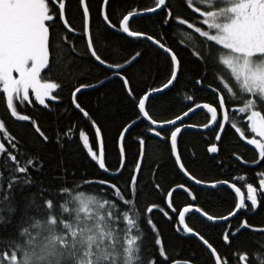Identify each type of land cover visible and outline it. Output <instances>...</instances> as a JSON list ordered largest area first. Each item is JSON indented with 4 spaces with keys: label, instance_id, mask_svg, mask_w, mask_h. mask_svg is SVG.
<instances>
[{
    "label": "snow or ice",
    "instance_id": "1",
    "mask_svg": "<svg viewBox=\"0 0 264 264\" xmlns=\"http://www.w3.org/2000/svg\"><path fill=\"white\" fill-rule=\"evenodd\" d=\"M70 4L0 0V264H199L195 252L173 255L155 219L161 214L179 238L197 241L208 264H264V226L250 220L264 213V0H179L178 6L153 0L122 9L99 0L95 19L91 0H77L75 14ZM152 14L162 17L159 31L133 27ZM173 29L181 38L169 42L167 30ZM149 50L163 57L162 82L142 87L153 74ZM187 64L198 65L199 75L186 73ZM114 81L131 107L114 141L115 167L107 163L104 126L82 100ZM173 90L182 94L180 111L158 118L152 102ZM201 93L211 99L202 100ZM53 110L69 121L57 128L56 146L78 142L97 168L95 177L77 180L71 173L69 179L61 164L52 183L40 178V152L52 140L40 116ZM198 110L205 122H189ZM9 123L26 131L14 133ZM136 128L137 158L129 168L126 138ZM188 130L204 137V157L233 174L203 178L193 171L189 165L200 153L193 146L185 160L179 145ZM229 133L234 148L251 146L253 152L248 159L233 150L231 169L221 155ZM153 145L190 183L162 187V165L149 154ZM144 166L152 169L150 179ZM245 167L257 169L255 177ZM193 186L223 193L225 203L231 190L226 213L192 202L175 208L177 189L197 201ZM149 188L166 203L145 200ZM192 217L221 227L219 244L190 226ZM245 234L248 245L236 246Z\"/></svg>",
    "mask_w": 264,
    "mask_h": 264
},
{
    "label": "trees",
    "instance_id": "2",
    "mask_svg": "<svg viewBox=\"0 0 264 264\" xmlns=\"http://www.w3.org/2000/svg\"><path fill=\"white\" fill-rule=\"evenodd\" d=\"M98 3L99 0H91V10L94 19L96 17ZM152 3L153 0H112V7L114 9H122L130 5L133 7H142L144 5H151ZM171 3L174 6H178L179 0H171ZM76 9L77 0H71L70 12L75 14ZM161 18L162 17L156 16L155 14L144 16L138 19L133 27L149 32L159 31L160 26L158 21ZM167 37L169 42H171L173 39L179 40L181 38L179 33L175 32L174 29L167 30ZM110 38L113 41L119 40V37L114 35ZM181 55H184V53H182ZM146 56L148 58H151L152 60L153 74L152 77L148 78L141 86L146 87L148 85H153L154 81L155 86H158V84L162 82L158 69L162 68L164 65L163 57H160L154 50H149L146 53ZM185 70L186 73L191 74V76L193 77L199 75L201 71L200 67L196 64L185 65ZM132 71L136 72L137 69H132ZM67 95V92H65V100L63 101L64 104H67ZM200 97L202 100L211 99L208 93H201ZM178 99H182V94L180 97H177L175 94V90H173V92H170L166 96L159 97L152 102L153 114H155L158 118H163L166 116L170 117L173 112H179L180 108L177 104ZM82 100L85 104L93 109L96 117L104 126L106 132L105 142L107 147V163L113 167L117 166L118 156L117 149L114 146V141L120 125L131 114V107L124 99L120 83L118 81L109 83L105 87L100 88L98 91H92L88 95L82 97ZM2 111L3 108L0 107V113H2ZM59 111L62 113L63 109H60ZM40 121L43 127L47 130V134L52 138L51 142L40 152L41 158L44 161V171L41 174L40 178L43 179L45 183L53 182V177L56 175L58 166L61 164L69 169V179H71V173H75V177L77 180H79L82 175L91 178L95 177L98 174L97 168L94 166L93 162H91L90 159L87 158L84 150L80 147L78 142L71 145H65L63 150L56 146L55 135L57 128L64 127L69 122L63 115H61L58 119L56 110H53L52 113L45 112L40 116ZM189 122L196 124L204 123V115L198 111V114L192 117ZM8 127L12 132L17 134H22L26 131L25 129L18 128L11 123H9ZM140 131V128H136L134 131H132V134L127 136L126 138V163L129 168H131L133 161L137 158V146L135 137ZM203 140L204 137L197 134L193 130L186 131L183 134L182 138L179 140L180 149L184 154L185 160L190 159V153L193 149V146H195V150L200 153L201 159H197L194 163L190 164L189 167L203 178H227L231 174H233L232 171H220L218 168H216L213 161H210L206 157H204ZM222 149L223 151L221 155L225 159V163L228 164L230 169L232 168V160L230 159V156L233 150L242 153L248 159H251L253 156L251 146H237L234 148V137L231 133L223 136ZM149 154L151 159L162 165V168L160 169L161 174H158L157 178L160 180L164 189H168L170 186H174L177 183H189L187 182L186 178L183 177L182 174H179L177 169L172 165V162L168 159L166 152L161 153L159 149L156 148L155 145H153L150 149ZM256 170L257 169H254L252 167L244 168V171L247 172L249 177H255ZM151 171L152 169L148 166L143 167L145 179H150ZM205 173H207L208 175L205 176ZM127 176L128 173L125 172L124 178L126 179ZM121 183H123V181H121ZM198 189V187L193 186V191L196 192L198 197L197 201H191L190 197H187V195L183 193L182 189H177L172 197L173 206L179 210L182 209L187 203L192 202L204 206L206 210L211 211L213 214L226 213L229 203H231L232 198L234 197V193H232L231 190H228L229 194L226 197L229 203H225L223 193H217L215 196H213L207 193L200 192L198 191ZM144 199L147 201H157L162 204L166 203L161 200L160 196L155 195L150 188L146 190ZM169 211L171 214V210ZM189 216H191V213L187 214L186 218ZM155 219L163 233V238L166 244L169 246L170 250H174L173 255L178 254L180 258H187L192 256L193 252H195V258L199 262V264H208L207 253H205L200 248V245L195 239H188L186 237L179 238L176 235L173 226L167 221L166 218H162V214L157 215ZM250 220L256 226H264V213L256 216H250ZM190 226L203 232L206 237H208L214 244H219V237L221 232L223 231L221 227L217 226L208 228L205 225H202L195 217H192ZM248 243L249 238L248 235L245 234L244 236H241L236 246L246 247Z\"/></svg>",
    "mask_w": 264,
    "mask_h": 264
},
{
    "label": "water",
    "instance_id": "3",
    "mask_svg": "<svg viewBox=\"0 0 264 264\" xmlns=\"http://www.w3.org/2000/svg\"><path fill=\"white\" fill-rule=\"evenodd\" d=\"M166 91H167V90H166ZM198 111H199V110H198ZM196 187H198V188H199L200 186H196ZM186 215H187V214H186Z\"/></svg>",
    "mask_w": 264,
    "mask_h": 264
},
{
    "label": "bare ground",
    "instance_id": "4",
    "mask_svg": "<svg viewBox=\"0 0 264 264\" xmlns=\"http://www.w3.org/2000/svg\"><path fill=\"white\" fill-rule=\"evenodd\" d=\"M190 183V182H189Z\"/></svg>",
    "mask_w": 264,
    "mask_h": 264
}]
</instances>
